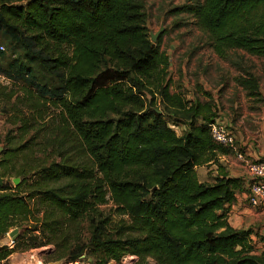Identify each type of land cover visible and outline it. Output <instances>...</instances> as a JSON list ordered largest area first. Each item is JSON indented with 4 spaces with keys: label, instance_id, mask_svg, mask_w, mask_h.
Returning <instances> with one entry per match:
<instances>
[{
    "label": "trees",
    "instance_id": "obj_1",
    "mask_svg": "<svg viewBox=\"0 0 264 264\" xmlns=\"http://www.w3.org/2000/svg\"><path fill=\"white\" fill-rule=\"evenodd\" d=\"M175 10L190 13L221 55L264 58V0H190ZM146 20L144 0H0V35L18 53L0 72L23 92L22 135L34 133L0 153V177L22 179L0 185V238L23 228L15 246L48 245L58 235L63 244L62 225L87 221V241L57 257L66 264H106L126 253L154 264H264L253 230L226 218L243 178H197L196 166L233 149L212 139L209 103L171 90L168 56ZM235 79L264 102L255 74ZM0 93L9 101L17 91ZM47 105L58 115L50 129L39 124ZM46 129L47 157L37 158ZM107 200L130 219L118 236L98 210ZM13 249L0 246V260Z\"/></svg>",
    "mask_w": 264,
    "mask_h": 264
},
{
    "label": "rangeland",
    "instance_id": "obj_2",
    "mask_svg": "<svg viewBox=\"0 0 264 264\" xmlns=\"http://www.w3.org/2000/svg\"><path fill=\"white\" fill-rule=\"evenodd\" d=\"M190 0H144L145 10L147 13L146 28L152 33H155L160 28L162 31L157 35L154 43L159 45L161 51L168 56V76L171 79V90L182 93L185 99L191 100L197 97L202 103L211 105V112L214 116L218 113L224 115L225 121L234 132L235 139L236 131L241 130L250 134L256 130L257 125L262 117L261 107H264V102L255 101L249 97L246 91L237 84L236 77L243 74L245 70L252 72L258 77L259 85L264 88V58L249 55L242 50L231 49L225 51L222 55L218 53L212 46L210 35L201 28L199 23L190 13L178 12L176 7ZM0 46L3 47V54L0 57L1 67L5 68L9 62L18 56L16 51H12L9 46V40L0 35ZM4 87V89H3ZM19 85H14L0 72V90L4 93L17 91L14 97L6 101L4 96H0V153L6 149L20 145L22 140H26L28 136L34 134L33 131L23 136L24 129L21 127V121L27 115V108L23 104H18L16 96L23 98V92L19 89ZM45 120L39 122L40 125L46 128H51L58 123V115L50 105L46 106ZM14 108V109H13ZM18 109L23 112H19ZM29 115V113H28ZM19 118V120H18ZM37 125V124H36ZM46 131L40 132V137L36 138L37 144H34L37 149V158L45 159L47 152L44 149L43 134ZM180 127L177 128V133H180ZM11 143V144H10ZM216 166L221 162L217 157L214 161ZM196 168V167H195ZM202 168V167H201ZM197 169H200L197 166ZM196 170V169H195ZM205 173H199L198 180L208 179L212 181L213 176L211 170L206 168L200 169ZM17 178L14 174L2 178V182H9L13 186L21 182V177L17 183L14 182ZM245 207L250 208L246 203ZM248 225L253 229L251 234V244L254 251L261 248L260 235L264 233V205L256 208H250ZM98 210L102 217H108L109 233L115 236L119 235L117 226L125 223L130 224V219L127 215L120 214L111 200H107L106 204L99 205ZM260 223L258 228L255 223ZM62 232L68 236L64 246L61 244L60 235H58L53 243L39 247L15 246V243H10L12 238L8 232L4 237L0 238V246L8 245L9 248H14L13 252L0 260V264H49L59 261V264L65 261L66 256L62 259L57 257L61 254H66V250L73 246V243L79 240L86 242L89 237V226L87 221H82L80 224L73 226L62 225ZM23 229V228H21ZM15 237H18L20 230ZM42 239H44L42 237ZM8 243V244H7ZM65 247V248H64ZM257 248V249H256ZM124 255H129L126 253ZM134 255V254H133ZM88 256V255H87ZM80 258H83L82 255ZM90 258L88 257L81 264H87ZM112 264H119V261L111 260ZM134 264H154L151 258L146 261H140L136 255Z\"/></svg>",
    "mask_w": 264,
    "mask_h": 264
},
{
    "label": "crops",
    "instance_id": "obj_3",
    "mask_svg": "<svg viewBox=\"0 0 264 264\" xmlns=\"http://www.w3.org/2000/svg\"><path fill=\"white\" fill-rule=\"evenodd\" d=\"M260 92L264 99V88L261 87L260 84ZM262 117L257 125L255 131L247 134L244 131L238 130L236 131V143L239 147V150L244 152L246 158L250 160H261L264 161V107H261ZM217 115L221 116L223 119L226 117L220 113ZM215 117V116H214ZM227 123L230 122L226 121ZM219 161L221 162L218 166L214 162H209L205 165L199 166L200 169L206 168L207 171L211 170L210 174L213 176L212 181L216 176H220L221 173L227 174V176L232 177H241L243 178V190L237 192L235 201L229 205L225 206V213L228 223L235 229H249L248 225L251 223L249 221V217H251L250 213L252 210L250 208H256L249 205L247 201L248 189L247 185L244 181L245 177V169L243 164L237 160L233 153L228 154H220L218 155ZM202 167V168H201ZM198 172L201 171V175H204V171L195 168ZM195 170V171H196ZM196 172L197 177H199V173ZM199 181H207L212 182L208 179ZM248 204L250 208L245 207V204ZM264 205V197L259 206ZM258 207V206H257ZM260 223H255V228L259 226ZM252 229V228H251ZM253 230V229H252Z\"/></svg>",
    "mask_w": 264,
    "mask_h": 264
},
{
    "label": "built area",
    "instance_id": "obj_4",
    "mask_svg": "<svg viewBox=\"0 0 264 264\" xmlns=\"http://www.w3.org/2000/svg\"><path fill=\"white\" fill-rule=\"evenodd\" d=\"M0 48L3 49L2 46H0ZM208 126L212 139L217 144L232 148L233 154L235 155L237 160H239L243 164L245 169L244 181L248 189L247 201L252 207L259 206L264 197V161L250 160L246 158L244 152L239 150L233 130L221 116L217 115L213 117L212 121L208 124ZM172 127L174 128V130H177V128H179L178 126ZM179 132H181V129ZM10 243H13V240H10L9 244ZM261 245V248H256V251H254L253 249V252H259L264 247V243H261ZM82 257H84V255H82ZM83 261H75L73 264H81ZM135 261L136 255L129 254L122 256L119 260V264H134ZM39 264H41V261H39ZM62 264H66L65 261H63ZM106 264L112 263H110L109 261Z\"/></svg>",
    "mask_w": 264,
    "mask_h": 264
},
{
    "label": "water",
    "instance_id": "obj_5",
    "mask_svg": "<svg viewBox=\"0 0 264 264\" xmlns=\"http://www.w3.org/2000/svg\"><path fill=\"white\" fill-rule=\"evenodd\" d=\"M162 31V28H160L158 31H156L155 33H152L151 31H149V35H150V39L152 42L156 41V37L157 35ZM1 149V148H0ZM19 181V178H14V182L17 183ZM2 184V177H0V185ZM18 233V228H13L12 230H10L8 232V235L12 238V240H14L16 237V234ZM49 264H59V261H55V262H51Z\"/></svg>",
    "mask_w": 264,
    "mask_h": 264
}]
</instances>
